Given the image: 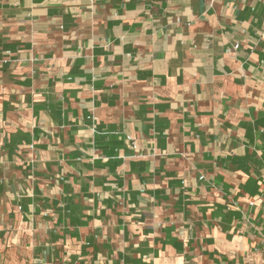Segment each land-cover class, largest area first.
Returning <instances> with one entry per match:
<instances>
[{
  "label": "crops",
  "instance_id": "1",
  "mask_svg": "<svg viewBox=\"0 0 264 264\" xmlns=\"http://www.w3.org/2000/svg\"><path fill=\"white\" fill-rule=\"evenodd\" d=\"M5 256L263 264L264 0H0Z\"/></svg>",
  "mask_w": 264,
  "mask_h": 264
},
{
  "label": "rangeland",
  "instance_id": "2",
  "mask_svg": "<svg viewBox=\"0 0 264 264\" xmlns=\"http://www.w3.org/2000/svg\"><path fill=\"white\" fill-rule=\"evenodd\" d=\"M8 259H9V257L6 258V256H5L4 259L2 258V259L0 260V264H10V263H7V261H6V260H8Z\"/></svg>",
  "mask_w": 264,
  "mask_h": 264
},
{
  "label": "built area",
  "instance_id": "3",
  "mask_svg": "<svg viewBox=\"0 0 264 264\" xmlns=\"http://www.w3.org/2000/svg\"><path fill=\"white\" fill-rule=\"evenodd\" d=\"M237 48H238V45H235V46H234V49H237ZM263 264H264V263H263Z\"/></svg>",
  "mask_w": 264,
  "mask_h": 264
}]
</instances>
